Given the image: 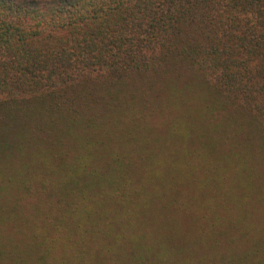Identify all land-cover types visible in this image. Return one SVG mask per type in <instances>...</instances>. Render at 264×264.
<instances>
[{"label": "trees", "instance_id": "1", "mask_svg": "<svg viewBox=\"0 0 264 264\" xmlns=\"http://www.w3.org/2000/svg\"><path fill=\"white\" fill-rule=\"evenodd\" d=\"M0 264H264V0H0Z\"/></svg>", "mask_w": 264, "mask_h": 264}]
</instances>
